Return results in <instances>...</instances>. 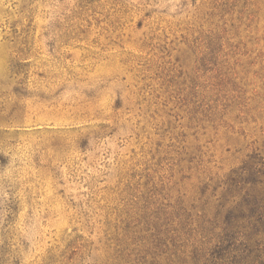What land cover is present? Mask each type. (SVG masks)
<instances>
[{
    "label": "rangeland",
    "instance_id": "obj_1",
    "mask_svg": "<svg viewBox=\"0 0 264 264\" xmlns=\"http://www.w3.org/2000/svg\"><path fill=\"white\" fill-rule=\"evenodd\" d=\"M248 157L264 264V0H0V264H172Z\"/></svg>",
    "mask_w": 264,
    "mask_h": 264
},
{
    "label": "trees",
    "instance_id": "obj_2",
    "mask_svg": "<svg viewBox=\"0 0 264 264\" xmlns=\"http://www.w3.org/2000/svg\"><path fill=\"white\" fill-rule=\"evenodd\" d=\"M250 176L255 186L260 172L248 157L223 184L224 195L207 196L186 230L174 234L172 264H250Z\"/></svg>",
    "mask_w": 264,
    "mask_h": 264
}]
</instances>
